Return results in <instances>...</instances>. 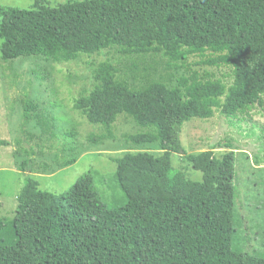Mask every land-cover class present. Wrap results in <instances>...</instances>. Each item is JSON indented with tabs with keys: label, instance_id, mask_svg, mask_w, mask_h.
I'll list each match as a JSON object with an SVG mask.
<instances>
[{
	"label": "trees",
	"instance_id": "obj_1",
	"mask_svg": "<svg viewBox=\"0 0 264 264\" xmlns=\"http://www.w3.org/2000/svg\"><path fill=\"white\" fill-rule=\"evenodd\" d=\"M1 58L43 56L75 60L118 46L125 53L163 51L170 61L205 57L232 69L233 81L193 75L169 88L155 82L131 89L116 80V67L101 62L94 84L75 98L74 109L113 137L112 125L127 114L149 129L130 137L163 152L107 155L122 190L112 206L86 171L62 193L40 188L26 176L11 218L0 216V264H264V257L235 244L236 152L214 148L186 153L181 131L191 119L219 110L229 121L264 103V0H66L56 6L35 0L29 8L0 5ZM36 105L26 95L25 128ZM243 115L244 117H240ZM74 130L65 137L73 138ZM0 145L9 142L0 139ZM75 151L74 147H71ZM183 155L202 173L190 179L173 169ZM76 158L65 159L64 165ZM256 165H263L256 158ZM23 170H31L23 161ZM1 196V193H0ZM2 202L0 200V208Z\"/></svg>",
	"mask_w": 264,
	"mask_h": 264
},
{
	"label": "rangeland",
	"instance_id": "obj_2",
	"mask_svg": "<svg viewBox=\"0 0 264 264\" xmlns=\"http://www.w3.org/2000/svg\"><path fill=\"white\" fill-rule=\"evenodd\" d=\"M66 0H44L56 6ZM35 0H0V5L29 8ZM2 40L0 38V44ZM205 57L192 56L185 61H170L163 51L145 54L125 53L118 46L94 55L81 54L75 60L57 63L43 56L19 57L4 61L0 53V216L11 218L17 197L26 176L35 178L42 190L62 193L86 171L98 174L95 185L102 200L112 206L123 193L114 180L116 165L107 155L120 156L126 152L162 154L156 144H134L130 137L149 129L138 126L130 116L121 114L112 125L113 137L99 142L88 137L102 135L106 130L87 121L74 109L75 98L93 87L96 67L109 60L116 67L117 81L131 89H142L161 82L169 88L179 85L182 78L199 75L233 81L232 69L214 66ZM26 95L36 105L29 124L23 128V106ZM244 115L246 121L231 122L219 110L207 119H191L181 131L186 153L214 148L215 154L236 152V230L235 244L244 252L264 257V103L255 105ZM244 117L243 115H239ZM74 130L75 137H65ZM71 147L75 151L70 150ZM76 158L68 166L65 159ZM29 161L30 170H23ZM174 170L182 171L195 181L202 173L195 170L183 155L171 156ZM115 201V202H114Z\"/></svg>",
	"mask_w": 264,
	"mask_h": 264
}]
</instances>
